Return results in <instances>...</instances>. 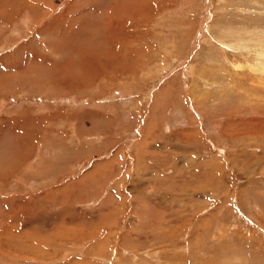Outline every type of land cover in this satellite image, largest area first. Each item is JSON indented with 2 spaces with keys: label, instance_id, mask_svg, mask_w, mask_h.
<instances>
[{
  "label": "rangeland",
  "instance_id": "obj_1",
  "mask_svg": "<svg viewBox=\"0 0 264 264\" xmlns=\"http://www.w3.org/2000/svg\"><path fill=\"white\" fill-rule=\"evenodd\" d=\"M0 264H264V0H0Z\"/></svg>",
  "mask_w": 264,
  "mask_h": 264
},
{
  "label": "bare ground",
  "instance_id": "obj_2",
  "mask_svg": "<svg viewBox=\"0 0 264 264\" xmlns=\"http://www.w3.org/2000/svg\"><path fill=\"white\" fill-rule=\"evenodd\" d=\"M122 2V1H121ZM125 2V1H124ZM120 6H122V4H120ZM31 7V6H30ZM123 8H128V9H135V6H130L125 4L124 6H122ZM131 11V10H130ZM112 12V11H111ZM134 12V11H133ZM132 14V13H131ZM62 15V14H61Z\"/></svg>",
  "mask_w": 264,
  "mask_h": 264
}]
</instances>
